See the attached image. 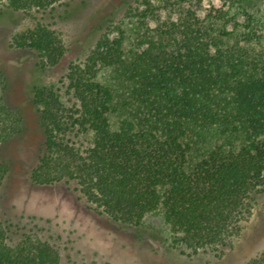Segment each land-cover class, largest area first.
<instances>
[{"label":"trees","instance_id":"16d2710c","mask_svg":"<svg viewBox=\"0 0 264 264\" xmlns=\"http://www.w3.org/2000/svg\"><path fill=\"white\" fill-rule=\"evenodd\" d=\"M67 1L0 0V15L32 21L9 47L34 50L40 71L68 51L53 28ZM206 1L131 6L135 21L86 35L58 85H33L42 141L29 180L73 184L89 209L126 225L160 212L172 248L219 258L264 194V14L254 0H227L201 16ZM233 5L244 18L229 28ZM6 87L0 71V187L10 171L1 147L23 130ZM10 236L0 217V264H59L38 235ZM245 264H264V249Z\"/></svg>","mask_w":264,"mask_h":264},{"label":"rangeland","instance_id":"374dc122","mask_svg":"<svg viewBox=\"0 0 264 264\" xmlns=\"http://www.w3.org/2000/svg\"><path fill=\"white\" fill-rule=\"evenodd\" d=\"M143 1H67L59 7L65 9V16L56 20L53 28L68 51L57 65L44 71L35 66L34 50L9 47L11 37L30 28L32 21L10 10L0 15V71L7 85L5 102L16 109L23 127L21 134L1 147L10 171L0 187V217L8 224L12 241L30 232L51 243L59 253V264H245L264 249V194L256 199L241 233L221 257H189L171 247V231L160 212L147 214L139 226L126 225L89 209L78 198L73 184L40 186L29 180L42 141L38 111L32 102L33 85H58L69 62L80 55L89 32L104 30L110 23L135 21L136 16L128 14V9L144 7ZM165 1L151 3L154 8H162ZM212 6L226 10L230 4L227 0H209L198 5V12L202 16ZM249 8L264 14V0H254ZM236 9L233 5L232 16H225L229 28L243 21L244 16ZM235 12L238 13L233 16Z\"/></svg>","mask_w":264,"mask_h":264}]
</instances>
